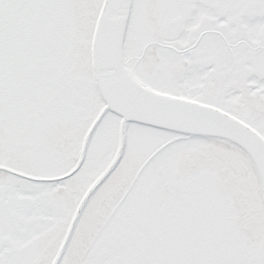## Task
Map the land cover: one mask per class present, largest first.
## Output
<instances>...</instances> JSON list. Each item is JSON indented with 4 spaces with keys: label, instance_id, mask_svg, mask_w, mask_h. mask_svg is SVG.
<instances>
[{
    "label": "snow or ice",
    "instance_id": "1",
    "mask_svg": "<svg viewBox=\"0 0 264 264\" xmlns=\"http://www.w3.org/2000/svg\"><path fill=\"white\" fill-rule=\"evenodd\" d=\"M0 264H264V0H0Z\"/></svg>",
    "mask_w": 264,
    "mask_h": 264
}]
</instances>
